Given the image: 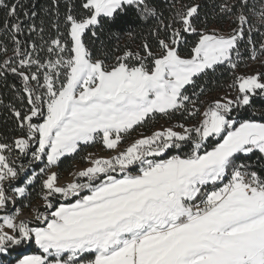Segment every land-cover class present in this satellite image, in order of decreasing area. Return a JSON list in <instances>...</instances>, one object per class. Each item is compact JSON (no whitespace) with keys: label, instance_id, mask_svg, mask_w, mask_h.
Returning a JSON list of instances; mask_svg holds the SVG:
<instances>
[{"label":"snow or ice","instance_id":"1","mask_svg":"<svg viewBox=\"0 0 264 264\" xmlns=\"http://www.w3.org/2000/svg\"><path fill=\"white\" fill-rule=\"evenodd\" d=\"M125 5H134L142 20L156 15L145 0H83L84 16L70 7L65 17L68 39L54 24L58 34L47 47L33 43L27 51L17 39L19 0H0L17 21L3 26L13 56L0 61V78L10 72L21 80L16 98L25 109L7 105L21 134L0 143V212L15 199L8 186L25 171L12 153L31 154L29 166L45 162L43 208L33 209L37 226L19 219V211L0 216V254L34 242L42 254L16 264H264V176L243 162L256 154L264 161V122L237 118L264 98V72L234 75V97H211L199 83L222 69L238 71L242 43L252 60L264 54V42L257 49L252 39L248 0L221 5L235 25L227 35L198 29V6H186L175 14L178 27L164 25L163 38L157 30L158 51L145 43L142 53L126 51L110 64L84 38L97 35L101 18L116 28L131 23L121 15ZM257 15L264 25V8ZM188 36L190 50L181 55ZM177 114L195 123L150 127ZM96 144L110 155L89 153L83 158L89 166L61 184L63 158ZM14 193L23 197L26 188Z\"/></svg>","mask_w":264,"mask_h":264},{"label":"trees","instance_id":"2","mask_svg":"<svg viewBox=\"0 0 264 264\" xmlns=\"http://www.w3.org/2000/svg\"><path fill=\"white\" fill-rule=\"evenodd\" d=\"M8 2L16 3L17 0H8ZM228 2L233 5L237 4V0H228ZM82 3L83 0H57V3H54L53 0H19L17 15L19 21L22 22V30L20 34H17V39L21 41V49L31 51L33 43L37 45L38 49L41 47L46 48V42L55 38L58 34L54 24H58L60 32L64 33L61 39H68L65 17L69 13L70 7L73 15L84 16L86 10L81 7ZM145 3L155 9L156 12L155 16H150L146 20L139 18L134 5H125V12L121 13V15L125 17V20L132 22L124 23L121 28L113 27L107 18H101V23L95 29L97 35L93 37L89 34L84 38L87 47L95 56L107 59L108 63L111 64L126 51L142 53L145 43L151 47L152 51H158L157 30H160L159 37L163 38L165 35L164 25L171 24L173 27H178L174 21L175 14L178 11H184L186 6H198V16L195 17V24L200 30H204L206 27L208 30L221 29L230 31L235 26L232 18H229L221 11V5L225 3V0H145ZM262 8H264V0H248L246 15L249 18V22L254 25L252 39L257 49L264 42V38L260 35V33L264 32V25L259 23L257 15ZM24 13H28V16H25ZM33 13H35L34 16L32 15ZM5 22L16 23L17 21L10 20L6 16V10L0 8V47L8 48V55L0 54V61L13 56V42L8 32L4 30ZM33 25L37 29L34 33L29 31V28ZM41 28H43V32H40ZM186 39L189 42V47L181 46L182 55H187L193 37L188 36ZM240 52L243 60L239 65L238 71L233 73L228 69H222L215 75L199 82L206 88L211 97L232 92L229 89V85L232 83L234 75L244 74L252 68H257L258 72H264V54L257 53L258 58L252 60L250 58L252 56L251 47L245 46L244 43L241 44ZM39 55L41 59L47 58L46 51H40ZM21 87V80L10 72L5 73V76L0 78V100L4 101V104L0 105V143L11 144L21 134L10 109L7 107V105L11 104L21 111L25 110L16 98V90ZM204 98L207 97H202V99ZM255 99L259 102L254 104L253 108L248 109L247 112L243 109L239 110L238 119L247 116L255 122H264L260 117V110L264 108V98L256 97ZM173 121L195 123V121L191 120L185 121L179 114L170 122ZM13 153L15 155L19 154L18 150ZM79 153L74 157L63 158L58 167L59 172H68L71 166L79 160ZM243 162L248 163L251 165L252 170L264 176V161L260 159L259 154L253 155L251 160ZM38 195L39 193L37 192H32L31 195H28L30 202L34 201ZM13 263L14 261L10 264Z\"/></svg>","mask_w":264,"mask_h":264},{"label":"rangeland","instance_id":"3","mask_svg":"<svg viewBox=\"0 0 264 264\" xmlns=\"http://www.w3.org/2000/svg\"><path fill=\"white\" fill-rule=\"evenodd\" d=\"M213 30V29H211ZM209 30V31H211ZM218 32H221L222 34L227 35L230 31L227 30H221V29H215ZM182 55V54H181ZM256 67V66H253ZM258 72L257 68H252L248 72L241 74V75H252ZM235 91L220 94L216 97L230 95L235 96ZM179 122H167L165 119H158L155 123L150 125L152 129H160L161 126H169V124H175ZM191 124V123H188ZM179 130V129H177ZM135 135V134H134ZM34 150V149H33ZM89 153H93L95 157H107L110 155V152L108 150H104L103 146L101 144L96 145H88V146H82V150L79 153V160L75 162L71 169L68 172L61 173L60 172V183L63 184L67 180H69L70 173L73 172V170L79 171L82 170L89 165L84 161V157H86ZM12 159L16 161V167L19 169L21 165L25 166V171L21 173V180L13 181L8 187L10 189L9 195H15L14 200H10L7 210L5 212H0V216L3 215H16L17 211H19L20 216L19 219H24L30 221V226H37L36 222L33 219V209L40 207L41 210L43 208V201L41 199V179L42 174L40 173V168L44 167L45 162H35L31 166H29V161L31 160V154L28 156L23 155H15L12 153ZM59 171V170H58ZM32 176H36L37 179L33 182V185L27 184V179L31 178ZM227 177L225 178V182H227ZM15 187H24L26 188L25 195L19 196L18 194L14 193ZM32 192H37L39 195L36 197L34 201L29 200V196ZM33 251V252H32ZM42 252L38 248V246L35 245L34 242L27 243L21 246H14L12 249H9L8 253L6 254H0V264H10L12 261H14L13 264H16V261L23 257V255H41Z\"/></svg>","mask_w":264,"mask_h":264}]
</instances>
